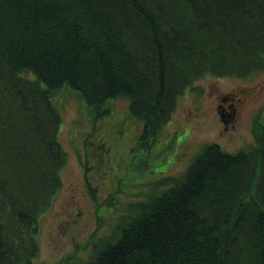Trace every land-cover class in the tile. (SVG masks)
I'll list each match as a JSON object with an SVG mask.
<instances>
[{"label": "trees", "instance_id": "trees-1", "mask_svg": "<svg viewBox=\"0 0 264 264\" xmlns=\"http://www.w3.org/2000/svg\"><path fill=\"white\" fill-rule=\"evenodd\" d=\"M260 69L264 0H0V264H31L63 186L55 91L95 117L128 98L144 145L197 79ZM173 182L88 264H264V126L247 150L207 143Z\"/></svg>", "mask_w": 264, "mask_h": 264}, {"label": "rangeland", "instance_id": "rangeland-1", "mask_svg": "<svg viewBox=\"0 0 264 264\" xmlns=\"http://www.w3.org/2000/svg\"><path fill=\"white\" fill-rule=\"evenodd\" d=\"M229 94L238 100H220ZM51 99L61 117L58 139L66 162L63 186L39 216V249L31 264H88L117 238L137 204L184 178L207 143L230 153L256 145L264 126V69L245 77L197 79L178 97L153 142L144 145L143 122L131 114L128 98L108 99L111 112L101 117L68 86Z\"/></svg>", "mask_w": 264, "mask_h": 264}, {"label": "flooded vegetation", "instance_id": "flooded-vegetation-1", "mask_svg": "<svg viewBox=\"0 0 264 264\" xmlns=\"http://www.w3.org/2000/svg\"><path fill=\"white\" fill-rule=\"evenodd\" d=\"M243 93H245V92H243ZM232 94H229V95H227V96H221V101H223V102H225V101H227V99L228 98H231V100H234V99H237L238 100V98L237 97H235V96H231ZM241 99L242 98H240L239 97V100L241 101ZM221 105V104H220ZM235 115H236V112L232 115V116H230V119H233L234 117H235ZM223 120H226L225 118H223Z\"/></svg>", "mask_w": 264, "mask_h": 264}]
</instances>
